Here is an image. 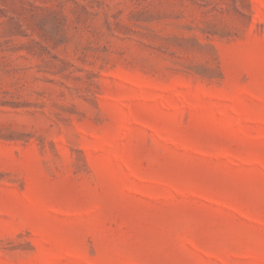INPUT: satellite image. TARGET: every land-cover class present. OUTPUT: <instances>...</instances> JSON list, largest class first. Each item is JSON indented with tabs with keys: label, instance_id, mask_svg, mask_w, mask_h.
<instances>
[{
	"label": "rangeland",
	"instance_id": "rangeland-1",
	"mask_svg": "<svg viewBox=\"0 0 264 264\" xmlns=\"http://www.w3.org/2000/svg\"><path fill=\"white\" fill-rule=\"evenodd\" d=\"M0 264H264V0H0Z\"/></svg>",
	"mask_w": 264,
	"mask_h": 264
}]
</instances>
